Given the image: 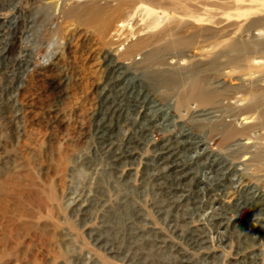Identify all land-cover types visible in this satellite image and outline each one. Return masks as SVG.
I'll use <instances>...</instances> for the list:
<instances>
[{"label":"rangeland","instance_id":"1","mask_svg":"<svg viewBox=\"0 0 264 264\" xmlns=\"http://www.w3.org/2000/svg\"><path fill=\"white\" fill-rule=\"evenodd\" d=\"M0 264H264V0H0Z\"/></svg>","mask_w":264,"mask_h":264}]
</instances>
